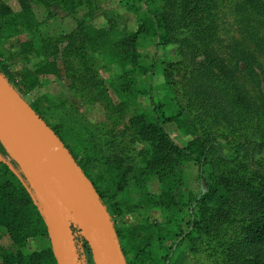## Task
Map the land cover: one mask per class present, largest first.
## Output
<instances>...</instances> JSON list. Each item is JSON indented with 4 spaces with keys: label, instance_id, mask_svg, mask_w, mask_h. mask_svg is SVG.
I'll use <instances>...</instances> for the list:
<instances>
[{
    "label": "trees",
    "instance_id": "obj_1",
    "mask_svg": "<svg viewBox=\"0 0 264 264\" xmlns=\"http://www.w3.org/2000/svg\"><path fill=\"white\" fill-rule=\"evenodd\" d=\"M16 1L17 12L0 0V41L39 29L32 5L43 7L47 16L53 15L54 6L70 11V6L84 4L88 9L71 33L43 34L36 45H20L18 56L24 64L34 59L32 70L23 67L17 78L0 62V72L24 99L41 86L40 76L57 78V62L62 61L72 96L84 104L101 102L112 125L123 126L104 139L99 136L95 144L82 130L73 134L63 124L47 122L39 100L29 104L92 183L113 221L126 264H174L180 250L217 255L218 264H264V67L259 63L264 61V0H122L136 16V29L122 31L117 38L111 30L90 28L99 9L96 0ZM226 5L240 38L229 37L224 44L218 13ZM116 18L108 19L112 28ZM148 43L154 49L151 56L144 50ZM171 45L180 60L159 55ZM98 47L127 61L144 81L141 93L151 108L135 110L127 124L126 104L113 105L99 86L92 57ZM155 75L163 80L160 86L153 85ZM64 104L60 102L70 110ZM193 114L208 116L213 124L237 123L245 134L226 153L221 142L202 136L203 121ZM168 124L187 140L184 145L170 137ZM137 144L146 150H137ZM0 155L11 162L10 166L0 159V228L16 250L8 251L0 243V264H58L40 201L1 144ZM182 167L194 170L196 187L181 184L172 190L165 183ZM148 177L159 179L161 194L155 202L168 217L166 226L143 232L118 225L125 212L137 207L130 205L128 185L140 189ZM146 194L142 202H152ZM30 239L49 244L28 252ZM77 239L92 262L87 244L81 236Z\"/></svg>",
    "mask_w": 264,
    "mask_h": 264
},
{
    "label": "rangeland",
    "instance_id": "obj_2",
    "mask_svg": "<svg viewBox=\"0 0 264 264\" xmlns=\"http://www.w3.org/2000/svg\"><path fill=\"white\" fill-rule=\"evenodd\" d=\"M13 11H19V6L16 0H2ZM98 2L99 9L95 13L94 18L90 22L89 26L92 29H104L111 30L112 37L117 38L122 31H134L136 29V16L130 14L124 6H122V0H96ZM221 1V0H220ZM123 2V1H122ZM162 4H168L167 1L160 0ZM226 5L220 8L218 16L221 18L218 21L220 26L219 35L220 38L226 44L229 37L236 39L240 38V32L237 24L234 20L233 12L231 8ZM32 9L35 18L40 22L39 29L31 32H24L18 36L11 37L7 40L0 41V62L6 63L9 66L10 71L17 78L21 75L23 67L33 69L34 59L29 64H24L19 58L20 45L26 41H32L35 45L38 44L40 36L47 35H60L69 34L76 28L77 21L83 20L84 14L87 12V8L84 4L74 7L70 6L69 10L60 9L57 6L51 8L53 12L52 16H47L45 9L38 5H32ZM116 16V26H112L108 23V19ZM114 20V18L112 19ZM148 56H151L154 52L153 46L148 43V46L144 49ZM142 51V50H141ZM160 56L173 61L180 60L181 57L177 56L175 46H167L165 51L159 53ZM95 62V75L99 82V86L103 89L104 93L108 96L110 102L115 106H120L122 103L126 104V108L123 117L126 118L124 123L127 124L129 116L135 110L142 108L150 110L148 98L143 97L141 89L143 88V80L133 72L131 65L127 61H119L115 57L111 56L104 49H96L92 54ZM259 63L264 67V61L259 59ZM57 68L59 70V76H40L41 86L27 94L24 100L30 104L39 100L40 107L45 109V119L53 126L63 124L64 127H69L73 134L76 131L82 130L83 137L92 138L93 142L97 144L99 136L105 138L112 135L115 129H121L123 126L114 127L107 117V111L101 102L84 104L80 98L72 96L68 90L70 80L66 78L62 61L57 62ZM256 72L260 70L256 68ZM163 80L159 75L153 77V85L160 86ZM124 84V85H123ZM263 92H264V85ZM160 92V90H159ZM163 92L161 91L160 94ZM60 102H64L66 107H61ZM257 104L260 101H256ZM63 105V106H64ZM196 113V112H193ZM75 117H78L75 120ZM196 120H202L201 128L199 129L202 136L211 140L216 139L221 142L225 152L230 150V146L236 139H240L245 134V129L239 126L237 123L232 126H225L224 124H213L212 119L203 114H193ZM262 121L264 127V114H262ZM166 131L170 137L176 142L184 145L186 139H184L176 127L172 124L166 126ZM110 138H108L109 140ZM69 144L72 145L71 142ZM138 149H145L143 145H136ZM0 159L11 166L9 159L0 155ZM180 172L177 176H172L167 179V183L172 185V190L179 187L181 184H189L192 188L196 187V181L194 178V170L192 172L186 167L180 168ZM130 190V205H136L137 207L132 212H125L119 220V224L125 228H140L142 231L145 228H151L156 231L159 227L166 226V216L164 212L158 208L155 200L161 194V185L157 177H148L144 185L139 188L134 187V183H130L127 187ZM143 192V194H141ZM144 193L151 197L152 202H142ZM142 195V197H141ZM133 198V199H132ZM144 232V231H143ZM0 243L5 249L11 252H15V248L12 245L6 232L0 228ZM80 243V241H79ZM48 241L44 239H30L27 241L25 250L28 252L39 251L48 245ZM81 244V243H80ZM82 246V244H81ZM83 247V246H82ZM84 264H92L88 262L85 254L82 250ZM174 264H218L217 255H193L187 253L186 250H180L175 253Z\"/></svg>",
    "mask_w": 264,
    "mask_h": 264
},
{
    "label": "water",
    "instance_id": "obj_3",
    "mask_svg": "<svg viewBox=\"0 0 264 264\" xmlns=\"http://www.w3.org/2000/svg\"><path fill=\"white\" fill-rule=\"evenodd\" d=\"M0 144L42 205L58 264H126L112 219L90 180L54 131L0 72Z\"/></svg>",
    "mask_w": 264,
    "mask_h": 264
}]
</instances>
